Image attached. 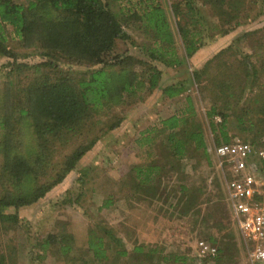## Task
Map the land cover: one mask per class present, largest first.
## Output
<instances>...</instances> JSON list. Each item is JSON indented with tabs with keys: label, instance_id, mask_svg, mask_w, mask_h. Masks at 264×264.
Here are the masks:
<instances>
[{
	"label": "trees",
	"instance_id": "16d2710c",
	"mask_svg": "<svg viewBox=\"0 0 264 264\" xmlns=\"http://www.w3.org/2000/svg\"><path fill=\"white\" fill-rule=\"evenodd\" d=\"M203 1L217 16L214 28L218 27V33L243 22L238 7L246 0ZM227 1L235 4L229 11L223 7ZM247 1L259 7L255 14L264 11V0ZM172 15L176 17V32L182 43L181 56L173 46ZM207 20L196 0H0V54L10 59L9 74L15 70L18 75L21 73L12 77L8 74L0 88V219L5 208L31 204L64 179L100 135L117 125L119 118L100 124V117L108 109L140 96L141 88L152 90L158 85L161 75L158 65L132 54L116 53L118 40L146 50L151 60L180 64L203 45L202 29L211 26ZM7 25L12 26L13 35L8 33ZM132 30L146 38L139 42ZM12 40L24 50L35 49L43 59L29 64L17 61L27 52L19 53L11 45ZM256 54L251 59L240 45L235 50L228 45L214 54V81L206 86L212 94L207 114L220 118L210 125L214 130L213 146L233 138L227 131L231 115L240 129L250 128L253 121L247 103L251 98L257 102L256 113L260 115L257 119L264 123V93L249 95L259 73H264V49ZM230 55H234V61L225 63ZM63 63L84 65L86 69L62 68ZM137 65L141 67L139 70ZM201 71L194 70L190 78L198 79ZM184 90L181 82L166 84L161 89L166 97ZM186 101L184 110L160 117L158 125L136 138L139 146L146 147V159L130 166L126 179L129 193L126 192L133 200L131 205L146 212L151 220H155L158 210L173 219L194 215L195 220H207L211 216V212L194 209L198 198L196 186L187 174L180 172L172 178L177 160L184 156L195 157L197 161L203 157L207 164L213 162L221 174L213 157V146L209 147L201 126L186 128L191 121L185 113H194L189 94ZM162 132L165 137L156 140ZM242 139L254 146L264 145V136ZM158 142L166 150L164 158L155 150ZM70 199L66 196L64 201ZM111 201L104 199L101 206H110ZM139 203L144 207H139ZM207 236L214 239L209 233ZM38 246L68 264H115L118 256L151 264L157 252L156 245L126 242L109 227L92 233L82 251L66 235L54 232L31 242L30 254ZM13 254L16 253L11 251L7 259L0 250V264H16ZM157 256L164 264H183L185 260V255L175 252Z\"/></svg>",
	"mask_w": 264,
	"mask_h": 264
},
{
	"label": "rangeland",
	"instance_id": "374dc122",
	"mask_svg": "<svg viewBox=\"0 0 264 264\" xmlns=\"http://www.w3.org/2000/svg\"><path fill=\"white\" fill-rule=\"evenodd\" d=\"M228 3L229 1L223 4L227 11L231 10L232 5L235 6L232 1ZM196 4L211 26L202 29L203 45L180 64L167 65L158 60H151L145 53L146 50L138 49L129 41H117L114 48L116 53L132 54L158 65L161 69L158 85L152 90L141 88L138 92L141 97L127 99L108 109L100 117V124L111 123L119 118L117 125L105 130L64 179L43 197L28 205L18 208L11 206L3 210L0 219L3 220L0 222V250L5 252L7 259L9 253L14 251L16 264H68L67 260L56 257L55 253L50 251H43L39 246L34 249V254H30L31 242L40 240L48 232H54L66 235L69 242L82 251L88 245L92 233H99L103 228L109 227L126 242L144 241L156 245L157 252L153 254L151 264H164L157 255L161 256L165 252L185 255L183 264H264L249 259L246 243L231 216L225 196L224 179L213 162L207 164L203 157L199 161L188 156L178 159L176 172L172 173V178L180 172L188 175L192 184L196 186L198 197L194 209H201L203 213L211 212L207 220H195L194 215L168 218L163 215L162 210H158L155 213V220H151L146 212L135 208L134 204L131 205L133 202L130 200L131 196L127 197L129 193L127 172L132 164L144 163L146 159V147L139 146L136 138L146 129L158 125L160 117L184 110L188 104L186 94H189L193 101L194 113H185L191 121L186 128L189 130L194 125L201 126L209 147L212 148L214 130L210 125L220 119L216 114L212 116L207 114L212 103L209 96L212 94L206 86L214 81L216 72L214 54L228 45H232L234 50L240 45L250 53L251 59H255L256 53L264 49V11L259 15L255 14L259 9L257 4L246 0L243 5H239L243 22L224 33H218V27L214 28L217 16L213 14L211 6L203 0H196ZM255 7L257 9H254ZM175 19L173 15L170 18L174 35L173 46L175 53L181 56L183 48L180 36L176 32ZM7 29L8 33L13 35L10 32L12 26L7 25ZM131 33L139 42L146 38L136 30H132ZM11 45L19 53L27 52V55L18 57L17 61L29 64L43 59L35 49L31 48L33 50L31 52L30 49L19 48L15 40L11 41ZM211 58L213 59L208 64L207 61ZM226 59L228 61L225 63L230 64L234 61V55ZM9 62L10 59L6 55L0 54V88L2 80L11 71ZM60 66L75 70L86 69L84 65L79 64L63 63ZM136 68L139 70L141 67L137 65ZM200 69L201 77L191 79L190 74ZM15 73L21 76L17 70L9 76L12 77ZM175 82L183 83L185 90L173 97L164 96L162 87ZM255 92L264 93V73H259L249 95L253 97ZM247 104L253 124L248 130H242L237 126L234 116H229L227 131L232 137L256 139L264 136V123L257 119L260 116L256 113L257 102L251 98ZM163 134V132L158 134L156 140L164 136ZM189 142L192 143L191 140ZM157 144H159V147L155 148L157 155L164 158L166 150L160 146V142ZM66 196L71 198L70 201H64ZM104 199H111V205L101 206ZM138 206L140 207L141 203ZM208 233L213 236V240L207 236ZM198 239L211 242L218 248L215 256H205L215 257L214 259L204 260L205 258L198 254ZM115 264L140 263L131 257L118 256Z\"/></svg>",
	"mask_w": 264,
	"mask_h": 264
},
{
	"label": "built area",
	"instance_id": "2783aa9c",
	"mask_svg": "<svg viewBox=\"0 0 264 264\" xmlns=\"http://www.w3.org/2000/svg\"><path fill=\"white\" fill-rule=\"evenodd\" d=\"M219 118V117H217ZM213 154L225 184L231 216L252 262H264V145L233 137L214 144ZM249 242V243H248ZM198 254L215 256L217 247L197 240Z\"/></svg>",
	"mask_w": 264,
	"mask_h": 264
}]
</instances>
